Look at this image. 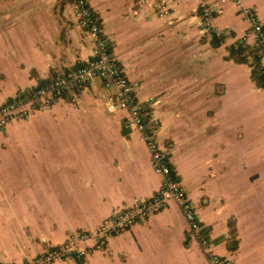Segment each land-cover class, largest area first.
Returning a JSON list of instances; mask_svg holds the SVG:
<instances>
[{
	"label": "crops",
	"instance_id": "0c3cea01",
	"mask_svg": "<svg viewBox=\"0 0 264 264\" xmlns=\"http://www.w3.org/2000/svg\"><path fill=\"white\" fill-rule=\"evenodd\" d=\"M89 1L137 99L162 126L210 249L232 264H264V85L253 77L260 68L244 13L254 8L264 26V0H208L221 38L203 25L202 0H162L163 11L156 0ZM239 47L244 62L232 55ZM92 57L65 0H0V105ZM110 93L96 78L0 127V263L34 258L158 191L148 145L126 112L108 109ZM89 247L51 264H209L176 202L103 250Z\"/></svg>",
	"mask_w": 264,
	"mask_h": 264
},
{
	"label": "built area",
	"instance_id": "2783aa9c",
	"mask_svg": "<svg viewBox=\"0 0 264 264\" xmlns=\"http://www.w3.org/2000/svg\"><path fill=\"white\" fill-rule=\"evenodd\" d=\"M65 1L74 6L78 24L82 27L84 36L93 43L92 59L86 65L54 77L48 83L38 86L28 93L20 92L0 105V127L8 125L14 120L27 118L38 109L51 107L62 98L64 93L74 92L77 87L100 78L111 89L107 99L108 109L112 112L123 111L127 113L128 125L140 133L148 145L153 169L162 176V183L152 198L120 209L106 218L103 224L95 230L73 235L63 244L47 248L41 254L26 261L4 264H51L74 255L77 257L85 256L89 252L87 246L92 249L103 250L110 236L127 231L140 220L163 210L171 202H176L181 207L187 221L190 239L197 241L200 246L207 249L209 264H232L231 258L220 256L210 249V241L204 231L195 205L187 189L173 170L172 150L166 148L162 142V126L159 120L154 118L152 112L148 110L147 105L137 99L134 85L118 64L108 41L102 34V27L90 1ZM159 1L162 0H156L154 7L161 8L163 11L164 2ZM202 7L203 25L211 34L221 38L224 31L214 25V9L209 6L208 0H202ZM244 13L250 24V31L255 36L251 56L255 58L254 60L264 75V26L254 8H245ZM89 241H94V244L84 246Z\"/></svg>",
	"mask_w": 264,
	"mask_h": 264
},
{
	"label": "trees",
	"instance_id": "16d2710c",
	"mask_svg": "<svg viewBox=\"0 0 264 264\" xmlns=\"http://www.w3.org/2000/svg\"><path fill=\"white\" fill-rule=\"evenodd\" d=\"M219 42V41H217ZM246 48L243 47H239L237 49H234L232 51V55H234L237 60L239 61H246V57L243 56L244 52H245ZM250 53H253V50H250ZM261 70L260 69H255L253 72V77L258 80L259 83H261L262 85H264V76L261 74Z\"/></svg>",
	"mask_w": 264,
	"mask_h": 264
}]
</instances>
